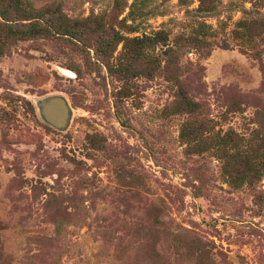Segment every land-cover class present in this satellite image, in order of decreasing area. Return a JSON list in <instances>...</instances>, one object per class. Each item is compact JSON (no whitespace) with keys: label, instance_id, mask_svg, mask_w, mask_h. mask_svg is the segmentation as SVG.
I'll use <instances>...</instances> for the list:
<instances>
[{"label":"rangeland","instance_id":"rangeland-1","mask_svg":"<svg viewBox=\"0 0 264 264\" xmlns=\"http://www.w3.org/2000/svg\"><path fill=\"white\" fill-rule=\"evenodd\" d=\"M27 1L82 31L0 17V264H264V0Z\"/></svg>","mask_w":264,"mask_h":264},{"label":"trees","instance_id":"trees-1","mask_svg":"<svg viewBox=\"0 0 264 264\" xmlns=\"http://www.w3.org/2000/svg\"><path fill=\"white\" fill-rule=\"evenodd\" d=\"M202 3L203 1L199 0L196 10L204 9ZM5 4L8 5V9ZM53 5L51 2L45 6L35 7L27 0H0V17L5 20H10L8 19L9 13L11 14L9 8L12 7L15 14L21 13L23 17L28 19L26 23H20L17 27L10 28V31L15 36L45 35L52 32L59 35L75 37L77 33H81L82 29L78 26L79 21H71L68 17L59 15L58 13L60 12L57 10L58 6ZM13 20L16 21V18H13ZM155 34H158V32ZM240 166L241 164L239 166L235 164L236 171L240 170ZM1 261L2 255L0 252V263Z\"/></svg>","mask_w":264,"mask_h":264},{"label":"water","instance_id":"water-1","mask_svg":"<svg viewBox=\"0 0 264 264\" xmlns=\"http://www.w3.org/2000/svg\"><path fill=\"white\" fill-rule=\"evenodd\" d=\"M41 117L50 125L63 128L69 117V108L62 97L51 96L39 105Z\"/></svg>","mask_w":264,"mask_h":264}]
</instances>
